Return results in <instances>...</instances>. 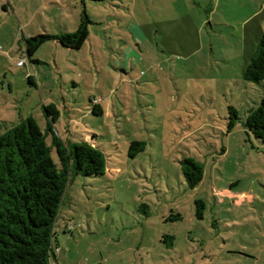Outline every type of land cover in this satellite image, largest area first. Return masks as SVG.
Wrapping results in <instances>:
<instances>
[{"label":"rangeland","instance_id":"1","mask_svg":"<svg viewBox=\"0 0 264 264\" xmlns=\"http://www.w3.org/2000/svg\"><path fill=\"white\" fill-rule=\"evenodd\" d=\"M171 5L0 0V135L32 117L51 145L43 106L53 104L58 137L105 158L103 174L69 176L50 264H264V144L244 125L264 81L220 61L235 53L240 16L219 8L191 31ZM82 11L91 22L80 48L49 39L27 55L25 38L74 32ZM229 105L239 115L230 129ZM51 157L58 165L53 147ZM187 158L202 166L193 187Z\"/></svg>","mask_w":264,"mask_h":264},{"label":"trees","instance_id":"2","mask_svg":"<svg viewBox=\"0 0 264 264\" xmlns=\"http://www.w3.org/2000/svg\"><path fill=\"white\" fill-rule=\"evenodd\" d=\"M90 22L82 11L74 32L25 38L27 55H33L49 39H56L66 47L80 48L88 36ZM242 78L253 83L264 81V31ZM95 109L101 112L98 105L93 111ZM43 112L52 135L51 145L32 117L21 120L0 135V264H50L56 248L54 222L69 176L104 173L105 158L101 150L85 140L65 144L53 130L58 109L53 104L44 105ZM238 119L237 109L229 105L228 129ZM244 125L264 144V94L259 104L248 110ZM52 147L57 153L58 165L51 157ZM141 148L140 142L130 144V149L135 151ZM182 163L188 186H195L202 179V166L191 158L183 159ZM196 204V215L201 217L203 202Z\"/></svg>","mask_w":264,"mask_h":264},{"label":"crops","instance_id":"3","mask_svg":"<svg viewBox=\"0 0 264 264\" xmlns=\"http://www.w3.org/2000/svg\"><path fill=\"white\" fill-rule=\"evenodd\" d=\"M175 10H171L175 19H183L192 31L196 24H210L218 9H228L234 16H240L236 21L230 23L238 24L240 31L232 27L231 36L237 41V48L232 57L219 55L226 66L233 65L236 78H242L243 70L249 62L257 41L264 31V0H168ZM182 5V6H181ZM181 7V8H179ZM179 11H178V9ZM224 11V10H223ZM200 27V26H199ZM19 63V62H18ZM238 69V70H237ZM232 71V69H230ZM240 71V72H239ZM230 78V77H229ZM256 107V106H255ZM251 108H254L252 106ZM250 108V109H251Z\"/></svg>","mask_w":264,"mask_h":264},{"label":"built area","instance_id":"4","mask_svg":"<svg viewBox=\"0 0 264 264\" xmlns=\"http://www.w3.org/2000/svg\"><path fill=\"white\" fill-rule=\"evenodd\" d=\"M19 64H20V62H19Z\"/></svg>","mask_w":264,"mask_h":264}]
</instances>
